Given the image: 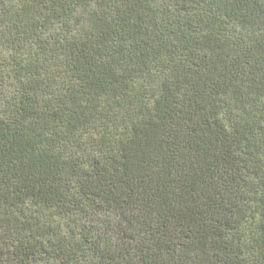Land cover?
I'll list each match as a JSON object with an SVG mask.
<instances>
[{
    "label": "trees",
    "instance_id": "obj_1",
    "mask_svg": "<svg viewBox=\"0 0 264 264\" xmlns=\"http://www.w3.org/2000/svg\"><path fill=\"white\" fill-rule=\"evenodd\" d=\"M0 264H264V0H0Z\"/></svg>",
    "mask_w": 264,
    "mask_h": 264
}]
</instances>
